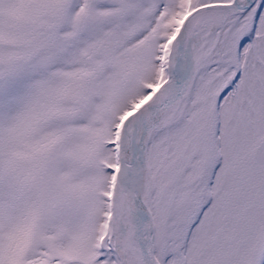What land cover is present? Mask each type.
<instances>
[{
	"label": "rangeland",
	"instance_id": "374dc122",
	"mask_svg": "<svg viewBox=\"0 0 264 264\" xmlns=\"http://www.w3.org/2000/svg\"><path fill=\"white\" fill-rule=\"evenodd\" d=\"M210 1L0 0V264H120L104 222L119 117ZM216 42L145 146L160 264H246L263 223L264 0Z\"/></svg>",
	"mask_w": 264,
	"mask_h": 264
},
{
	"label": "bare ground",
	"instance_id": "6f19581e",
	"mask_svg": "<svg viewBox=\"0 0 264 264\" xmlns=\"http://www.w3.org/2000/svg\"><path fill=\"white\" fill-rule=\"evenodd\" d=\"M236 11L238 10H234V8L231 7L230 9H228V7L212 8L209 11L208 9L202 11L200 15L195 16L194 19L191 20L189 30L190 36L188 40H186L187 44L183 50L182 65L180 71H178L179 75L173 92H170L164 102L158 107L153 108L152 111L149 110L142 115H138V118L132 127L133 129L128 136L129 141L127 148L129 149V156L130 159H132L133 166L138 172V197L144 203V207L147 210L149 201L147 195L149 194L148 191H150L148 189L150 178L148 177L149 171L145 166L147 164L145 161V146L149 139L148 136L154 131V128H157V125L164 123L169 115L174 112V109L177 108L178 101L183 98V94L187 90L189 82L193 79L194 70L198 68L202 59H204L207 54L211 53L210 51L212 48H215L217 38L221 36L222 31L231 23L233 17L236 16ZM172 36L167 39L166 43H170ZM169 51L167 52L168 63H165L166 70L171 68V55L169 54ZM156 84L152 85L148 95L152 92V89L156 87ZM148 95L144 96V98L138 101V103H142L149 97ZM138 103H133L130 109L125 110L123 115L119 118L123 120V116L130 113ZM119 125L120 122L116 128V138L114 143L118 140ZM117 166L118 159L117 165L113 168L106 165V167L111 170V179L106 194L107 214L104 222L106 227L112 224L114 239L113 250L118 255L120 264H151L149 260H147L141 247L143 230L141 229L140 221L137 219L138 216L133 207V200L129 197V190H127L129 173L124 170L119 173ZM256 241H258V236L256 237L254 244H252V249L246 264H252L253 262L254 252L258 246V242L256 243Z\"/></svg>",
	"mask_w": 264,
	"mask_h": 264
},
{
	"label": "water",
	"instance_id": "95a60500",
	"mask_svg": "<svg viewBox=\"0 0 264 264\" xmlns=\"http://www.w3.org/2000/svg\"><path fill=\"white\" fill-rule=\"evenodd\" d=\"M256 0H220L218 1H210V3L205 2L195 7L191 8L188 12L186 11L183 15L182 19H180V24L176 30L173 32L172 39L169 44V54L171 55L170 65L171 68L165 72V77L161 82L156 84V87L152 89V92L149 93V97L145 99L142 103H138L134 106L133 110L130 113L125 114L123 116V120L118 126L119 135L117 137V142L114 143L116 149V159H118L117 170L121 173L123 170L128 171L129 173V182L127 185V190H129V197L133 200L134 209L137 213V219L140 221L141 229L143 230L142 240V250L144 251L147 260L151 264H160L159 260L156 259V255L152 246L154 245V220L151 218V212L149 209H145L144 203L138 197V179H137V169L134 168L132 159H130L129 149L127 148L131 130L133 129V125L137 120L138 115H142L144 112L149 110H153V108L158 107L160 104L164 102L166 97H168L170 92H173L175 88V83L178 78V71L181 68V61L183 59V50L185 48L186 40H188L190 33V25L191 20L194 19L195 16L200 15L202 11H208L212 8H220V7H228V9L234 8L236 14H241V12L249 9L251 5L254 4ZM121 42L120 39H112L109 41H105L103 47L108 50L115 48V46L119 45ZM264 228V223L261 224V230L258 232V241L261 239V232ZM256 241V243L258 242Z\"/></svg>",
	"mask_w": 264,
	"mask_h": 264
}]
</instances>
